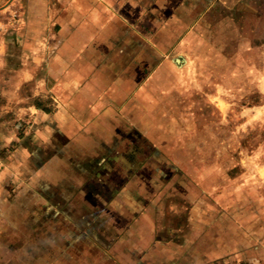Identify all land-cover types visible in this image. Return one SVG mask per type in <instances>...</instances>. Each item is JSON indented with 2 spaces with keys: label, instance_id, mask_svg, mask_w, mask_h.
Listing matches in <instances>:
<instances>
[{
  "label": "crops",
  "instance_id": "0c3cea01",
  "mask_svg": "<svg viewBox=\"0 0 264 264\" xmlns=\"http://www.w3.org/2000/svg\"><path fill=\"white\" fill-rule=\"evenodd\" d=\"M3 1L20 57L0 74L19 98L1 107L0 174L18 181L0 183V264L205 261L209 205L181 151L195 114L176 112L221 0Z\"/></svg>",
  "mask_w": 264,
  "mask_h": 264
},
{
  "label": "rangeland",
  "instance_id": "374dc122",
  "mask_svg": "<svg viewBox=\"0 0 264 264\" xmlns=\"http://www.w3.org/2000/svg\"><path fill=\"white\" fill-rule=\"evenodd\" d=\"M2 9L0 74L17 68L20 57L12 29L17 14ZM208 30L207 62L192 91L195 105L176 112L195 114L196 124L186 128L194 140L182 143L181 151L195 152L191 177L209 205L205 261L194 262L264 264V0H221ZM10 87L0 83L1 119H14L12 109L2 111L3 103H19L3 95ZM2 157L0 151V167ZM16 181L0 174L7 188Z\"/></svg>",
  "mask_w": 264,
  "mask_h": 264
}]
</instances>
